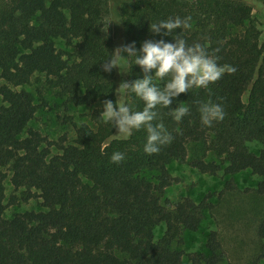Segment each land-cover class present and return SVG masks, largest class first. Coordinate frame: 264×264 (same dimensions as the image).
<instances>
[{
  "label": "trees",
  "instance_id": "obj_1",
  "mask_svg": "<svg viewBox=\"0 0 264 264\" xmlns=\"http://www.w3.org/2000/svg\"><path fill=\"white\" fill-rule=\"evenodd\" d=\"M264 6V0H262ZM110 0H0V264H183L175 248L185 231L197 232L204 214L213 209L211 196L196 203L184 198L168 208L166 190L176 181L168 170L173 162L188 164L202 174L258 176L257 193L264 195V151L251 153L250 142L264 146V44L245 0H122L118 26L124 45L162 37L151 23L190 17V29L180 32L188 44L199 43L235 72L205 88L177 98L190 111L180 122L169 109L158 108V119L173 139L159 153L144 152L147 133L117 137L112 124L92 116V125L77 129L73 145L60 146L28 129L38 105L26 90L36 73L44 74L61 97L78 105L117 99L121 83L142 78L138 65L127 63L126 80L119 67L104 72L101 64L115 52L109 25ZM163 31V30H162ZM179 29L177 30V32ZM171 42L172 37H163ZM75 46L79 60L70 64L55 41ZM162 86V82L154 79ZM129 106L140 111L143 101L129 94ZM222 105L225 118L202 125L200 102ZM177 106L174 100L172 107ZM189 143L202 144L217 160H188ZM124 153L120 163L113 152ZM12 172L15 190H36L46 212L4 218V168ZM227 187H233L230 183ZM30 197L25 198L28 201ZM165 226L156 240L155 229ZM257 234L264 244V218ZM209 254L194 264H219L223 252L216 233L206 244ZM264 261V245L252 264Z\"/></svg>",
  "mask_w": 264,
  "mask_h": 264
},
{
  "label": "rangeland",
  "instance_id": "obj_2",
  "mask_svg": "<svg viewBox=\"0 0 264 264\" xmlns=\"http://www.w3.org/2000/svg\"><path fill=\"white\" fill-rule=\"evenodd\" d=\"M122 0H110L111 14L108 19L115 44V51L124 45V36L118 26V14ZM253 7V18L260 31V42L264 44V6L262 0H245ZM56 47L64 58L73 64L79 60L75 46H67L62 40L55 41ZM126 55V54H124ZM126 72V73H125ZM128 66L122 62L119 76L126 80ZM18 90L30 92L36 99L38 111L28 126V129L40 133L55 145L51 147L52 155L61 154L60 146L73 145L77 129L84 124L92 125V116L96 110L103 111L100 100L92 106L78 105L68 97H61L59 91L49 86L44 74L36 73L30 83ZM249 151L260 155L264 146L259 142L247 144ZM202 144L189 143L188 160L204 159L207 162L216 161L212 152L206 151ZM172 177L176 180L166 190L163 201L167 200L168 208L184 198H190L196 203L203 201L205 196H211L214 207L204 214L201 226L197 232L185 231L174 245L183 253V264H194L193 258L201 254H209L206 249L211 233H216L223 252V261L219 264H252L261 254L263 243L259 239L257 229L264 218V195L257 193L258 176L251 171H245L235 176L220 173L216 176L202 174L188 164L173 162L168 166ZM7 179L4 182L6 190L7 209L4 218L13 219L18 214L27 212H46L43 200L36 190L22 188L15 190L11 183L10 168L2 170ZM233 187H227L228 184ZM30 197L28 201L25 198ZM166 227L155 229L158 240ZM205 264V263H199ZM260 264H264L261 261Z\"/></svg>",
  "mask_w": 264,
  "mask_h": 264
},
{
  "label": "clouds",
  "instance_id": "obj_3",
  "mask_svg": "<svg viewBox=\"0 0 264 264\" xmlns=\"http://www.w3.org/2000/svg\"><path fill=\"white\" fill-rule=\"evenodd\" d=\"M190 19L176 17L151 23L150 31L160 35L161 39L145 40L139 49L134 41L122 45L101 64L102 70L109 73L116 67L121 70L122 62L126 67L129 60L132 61L131 68L133 65L140 67L142 78L121 83L115 90V103L105 100L99 118L112 124L116 129L115 136L125 139L134 131L144 129L147 136L143 150L148 155L159 153L173 139L163 123H153L158 119V108L169 109L172 119L180 122L190 111L177 99L180 94H187L194 88L206 89L225 72L236 70L219 64L218 57L210 54L201 44H188L180 36V32L191 28ZM169 36L172 37L171 42L163 38ZM154 79L161 81L162 86ZM129 94L143 101L142 110L135 111L129 106L125 99ZM174 100L177 101L176 107H172ZM198 112L202 125L207 127L225 118L222 105L211 101L200 102ZM110 159L118 164L124 159V153L113 152Z\"/></svg>",
  "mask_w": 264,
  "mask_h": 264
}]
</instances>
